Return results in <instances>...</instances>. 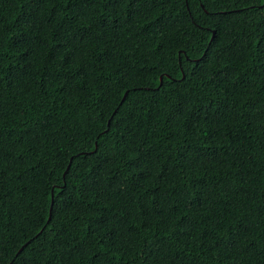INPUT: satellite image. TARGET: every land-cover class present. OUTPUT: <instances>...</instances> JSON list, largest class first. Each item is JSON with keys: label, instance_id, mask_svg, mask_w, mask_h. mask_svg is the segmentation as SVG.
Segmentation results:
<instances>
[{"label": "trees", "instance_id": "obj_1", "mask_svg": "<svg viewBox=\"0 0 264 264\" xmlns=\"http://www.w3.org/2000/svg\"><path fill=\"white\" fill-rule=\"evenodd\" d=\"M0 264H264V0H0Z\"/></svg>", "mask_w": 264, "mask_h": 264}, {"label": "water", "instance_id": "obj_2", "mask_svg": "<svg viewBox=\"0 0 264 264\" xmlns=\"http://www.w3.org/2000/svg\"><path fill=\"white\" fill-rule=\"evenodd\" d=\"M213 33H214V31L212 32L211 38L213 37ZM160 80H161V75H160ZM123 98H124V95H123ZM52 201H53V193L51 194V204H52ZM50 210H51V205H50V208H49V212H50ZM49 216H50V214H49Z\"/></svg>", "mask_w": 264, "mask_h": 264}]
</instances>
